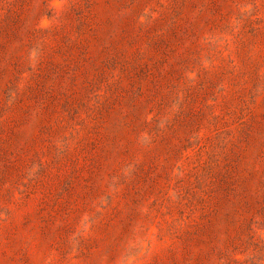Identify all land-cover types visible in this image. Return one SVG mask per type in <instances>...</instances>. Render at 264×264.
Masks as SVG:
<instances>
[{
    "label": "rangeland",
    "instance_id": "obj_1",
    "mask_svg": "<svg viewBox=\"0 0 264 264\" xmlns=\"http://www.w3.org/2000/svg\"><path fill=\"white\" fill-rule=\"evenodd\" d=\"M0 264H264V0H0Z\"/></svg>",
    "mask_w": 264,
    "mask_h": 264
}]
</instances>
